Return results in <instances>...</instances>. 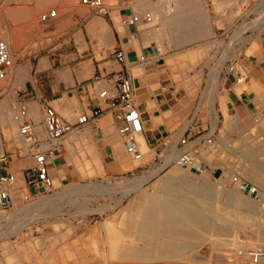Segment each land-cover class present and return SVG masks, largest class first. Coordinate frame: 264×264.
<instances>
[{
  "label": "rangeland",
  "instance_id": "1",
  "mask_svg": "<svg viewBox=\"0 0 264 264\" xmlns=\"http://www.w3.org/2000/svg\"><path fill=\"white\" fill-rule=\"evenodd\" d=\"M201 1L209 16L210 36L180 43L171 38L174 32L166 31L170 36L166 37V44L171 48L165 59L172 79L186 93L184 99L192 112H198L202 122L197 123L202 124V129L208 123L203 137L212 136V145L202 156L206 170L197 165L198 170L190 171L178 168L176 163L162 167L154 163L155 154L149 153L142 162H149L150 166L127 158L130 167L119 173L89 174L88 169H81V176L76 175L63 184L55 183L50 191L38 193L27 201L22 200L26 189L17 184L14 192L18 190L19 194L14 202L0 207V264H184L176 259L158 260L156 256L150 262L121 257V251L137 244L135 217L129 215L128 209L141 196L143 212L158 195L159 206L170 205L172 211L182 212L174 206L178 201L187 211L197 212L213 225L225 228L224 235H230L227 242L233 236V243L229 244L215 242L221 234L219 231L217 235L215 230L205 231L209 233H205L204 239L182 238L181 243L193 244L192 252L197 259L187 264H231L229 255L238 239L244 237L253 245L260 243L256 237L264 231V91L257 92L262 100L245 121L220 113L217 102L222 104L221 97L229 90L227 77L233 73L228 71L231 63L264 60V0ZM105 2L116 6L115 0ZM62 3L69 7L80 4V0H0V36L12 51L14 67L23 63L33 67L48 49L58 47L57 25L53 22L56 19L43 22L40 15L51 9L58 14V5ZM34 22L37 33L33 30L35 26L29 29L26 24ZM9 37L14 39L13 48ZM246 81L244 78L239 86L246 88ZM2 84L1 102L10 90L6 81ZM15 99L12 98L11 104ZM9 120L12 121V116ZM35 123L41 132L42 121L41 130L40 122L35 120ZM10 128L1 129L6 139L22 145L18 124ZM18 157L28 158V154L22 151ZM155 169L158 171L151 174ZM174 173L198 182L203 177L215 183L218 180L223 183L217 185L225 192L215 195L212 191L211 197L207 194L206 199H197V194L186 193L183 185L182 192L168 198L157 182ZM234 175L248 181L257 192L250 195L242 191L232 181ZM141 178L144 179L141 186L132 189L133 181ZM194 186L205 187L197 183ZM260 264H264V258Z\"/></svg>",
  "mask_w": 264,
  "mask_h": 264
},
{
  "label": "crops",
  "instance_id": "2",
  "mask_svg": "<svg viewBox=\"0 0 264 264\" xmlns=\"http://www.w3.org/2000/svg\"><path fill=\"white\" fill-rule=\"evenodd\" d=\"M167 1L169 5L164 8L162 0L157 3L149 0L143 2L115 0L116 6L107 4L104 0L108 6V14L105 16L92 15L94 12L81 1L80 4L69 7L65 3L59 4L58 14L50 19V21L56 19L53 22L57 25L58 47L48 49L33 67L23 63L13 66L8 71L6 79L0 81L1 89L4 81L10 87L5 93L8 97L0 102L2 109L9 115L12 98L27 100L31 113L32 111L34 113L32 120L36 131L43 139L44 126L41 130V113L32 100L33 96L36 95L53 107L66 120L74 122L81 112H88L94 107H105V103L98 97L96 85L92 83L94 74L118 73L130 78L135 102L142 113L143 130L139 140L145 142L143 146L140 141L142 149L148 150H144V160L148 158L149 153L151 155L162 151L164 141L170 142L173 147L182 135L193 139L207 134L205 129L208 123L205 129H202V124L197 123L198 120L201 122L202 120L198 119V112H192L191 105L184 99L186 93H183L180 85L172 79L165 58L171 48L166 44L168 37L166 31L174 32L175 35L171 38L177 39L180 43L206 38L211 32L209 16L201 0ZM144 11L152 13L154 16L152 23L128 25L122 22L125 17L142 14ZM26 24L29 29L35 26L33 30L35 33L38 32L36 22L32 25ZM9 40L13 48L14 39L9 37ZM118 47L124 50V63H118L109 57ZM142 54L146 56V60L140 62L138 58ZM239 62L238 60L233 64V73L227 77L230 85H228L229 90L221 97L222 104L219 101L217 104L220 113L234 115L245 121L257 110V105L262 100V96L258 93L264 91V60L252 59ZM239 77L242 80L247 78L246 88L239 86L240 82L236 81ZM231 84L237 85L236 88ZM35 120L40 122L41 132L38 131ZM116 125L113 112L106 111L98 124L88 123L82 129L66 135L59 143L55 159L48 166L55 183L63 184L76 175L81 176V169H88L89 174L92 171L97 174H110L127 170L130 167L127 158L131 160L132 158L124 150L123 140L116 131ZM1 126L0 122V155L7 153L8 159L13 162H11L13 170L27 166L30 158H19L18 153L25 148L28 149V143L23 142L19 145L17 141L7 140ZM206 151L202 150L198 155L205 170L207 164L202 156ZM11 156L14 157L10 158ZM172 159L174 156L166 162H172ZM139 162L144 165L149 163ZM18 180L25 190L20 175ZM198 180L200 181L174 173L171 177L161 178L157 186L169 198L182 192L183 185L186 186L184 189L186 193L193 194L192 186L196 183L206 187L211 186V189L219 187L218 183H223L218 180L215 183L204 177ZM221 189L224 191L222 187ZM196 198L201 199L198 195ZM159 199L160 197L156 195L143 212L144 198L141 196L137 199L136 205L128 209L129 215L135 217L133 223L138 229V235L143 229L146 216L154 204H159ZM217 233H220L219 230ZM218 240L215 239L217 243ZM188 245L192 249L193 244ZM188 254L184 258L190 259L191 262L188 260L189 262H183L184 264L197 260L192 250Z\"/></svg>",
  "mask_w": 264,
  "mask_h": 264
},
{
  "label": "built area",
  "instance_id": "3",
  "mask_svg": "<svg viewBox=\"0 0 264 264\" xmlns=\"http://www.w3.org/2000/svg\"><path fill=\"white\" fill-rule=\"evenodd\" d=\"M88 6L95 14L105 16L108 14V6L104 0H80ZM162 6L167 8L169 2L162 0ZM57 11L51 9L40 15V20L46 22L56 17ZM153 16L150 11L142 14H133L123 19L124 24L137 25L140 23H152ZM109 57L118 62H125V53L121 47L114 49ZM138 60H146L144 54ZM14 59L12 51L6 41L0 36V81L6 79L8 71L13 67ZM234 65L231 63L228 71L232 72ZM241 82L242 78H237ZM92 83L96 85L98 97L105 103V107H94L88 112H81L74 122L62 117L53 107L47 105L36 95L32 100L37 104L41 113V121L44 126V137L41 139L36 131L32 120V113L29 102L25 99H16L11 106V116L20 127V135L28 143L27 154L30 163L22 168L13 170L7 154L0 155V207H8L12 204V194L16 188L18 175L22 177L26 194L22 196L23 201L37 196L38 193L50 191L54 188L55 178L49 173V164L55 159L60 141L69 133L82 129L88 123L98 124L101 116L106 112H113L116 122V131L122 137L125 152L134 161H144L145 152L140 144V135L143 130L142 113L139 110L133 94L130 78L118 73L104 74L95 73ZM2 89H0V99ZM212 145V136H201L189 139L182 135L177 143L171 147L170 142L164 141L162 151L155 153V164L165 167L176 163L189 170H198L196 166L202 167L198 158L199 152L209 150ZM174 153L173 162H167L166 157ZM149 165V163H145ZM150 166V165H149ZM204 169V168H203ZM232 181L238 184L239 188L254 195L256 187L248 181L241 179L238 175L232 177ZM32 194V195H31ZM264 258V245H253L247 239H238L237 245L229 255L231 264H260Z\"/></svg>",
  "mask_w": 264,
  "mask_h": 264
},
{
  "label": "bare ground",
  "instance_id": "4",
  "mask_svg": "<svg viewBox=\"0 0 264 264\" xmlns=\"http://www.w3.org/2000/svg\"><path fill=\"white\" fill-rule=\"evenodd\" d=\"M197 28H198V26H197ZM1 100H2V98H1ZM1 100H0V102H1ZM32 113H33V111H32ZM9 116L11 117V113L9 115L6 114V112L4 111V109H2V107L0 105V122L2 125L1 127L5 130L8 127L10 128L11 126L13 127V126L18 124L16 121H14V119H12V121L9 120ZM21 137H20V140L25 142L26 140L23 137L22 138ZM26 150L27 149L25 148L24 152H26ZM172 155H173V153L168 155L166 157V161H168L170 159V157H172ZM166 161H165V163H167ZM156 169L150 173L154 174L156 171H158ZM143 181H144L143 178L137 179L136 181H133L134 183L131 185L132 189L139 188ZM166 182H168V181H166ZM17 184H19V180L16 182V185ZM168 184H169V182H168ZM192 188H193L192 189L193 192L196 193L201 199H206L207 197L205 195L209 194L212 191L215 195H220L221 193L224 194L221 187L220 188L215 187V189H211L210 187L205 186L202 189H200V188H197L195 186H192ZM199 192L201 193V195L198 194ZM224 192H225V190H224ZM18 194H19L18 190H16L12 194L13 200H14V197ZM209 196H210V194H209ZM235 200H237V199L235 198ZM228 201H229V199H228ZM238 203L241 204V202H239V201H238ZM159 204H154L153 207L151 208L150 213L146 216L144 226H143V229L141 230V233L139 235L137 233V244L135 246L128 247V248H126L120 252V255L123 259H133L137 262H150V261H153L155 256H156L158 260L176 259V260H179L182 262H189L190 259L185 260V258H184L185 256H188L189 255L188 252L190 250H192L189 248V245H188L189 241H188V243H185V242L181 243L180 240L182 238H187V239L203 238L204 239L205 233H209V232H205V231L215 230L217 232L219 230L221 232V234L218 235L217 240L219 239L218 240L219 242H225V243L227 242V236H230V235H228V234H227V236L224 235V234H226L225 228L223 229V228H219V227L213 225L211 221H209L208 219H204L202 217V215H200L197 212L191 213V211H187L186 208L181 207L182 204L181 205L178 204V201L175 203L174 206L177 207V210H181L182 212L172 211L170 208V205L159 206ZM242 205H243V203H242ZM243 206H245V205H243ZM233 207H234V205H233ZM205 220L209 223L204 224L203 222ZM210 234H212V233H210ZM256 239L258 240V242H260L261 244L264 245V231L258 233ZM208 240H209V238H208ZM178 241H180V242H178ZM229 242L233 243V236ZM229 242H227V243L229 244Z\"/></svg>",
  "mask_w": 264,
  "mask_h": 264
}]
</instances>
